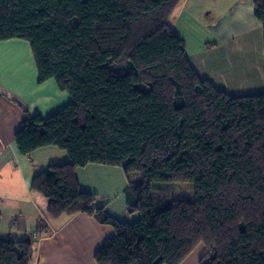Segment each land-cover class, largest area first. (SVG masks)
<instances>
[{
	"label": "trees",
	"instance_id": "obj_1",
	"mask_svg": "<svg viewBox=\"0 0 264 264\" xmlns=\"http://www.w3.org/2000/svg\"><path fill=\"white\" fill-rule=\"evenodd\" d=\"M181 0H0V41H29L39 81L72 100L50 115L22 104V154L54 145L69 160L35 174L47 214L86 213L115 234L98 264H264V92L233 95L201 77L171 24ZM263 23L264 0H254ZM129 175L122 221L79 185L76 170ZM139 179H133V173ZM159 182H192L194 198L154 199ZM32 235L0 238V264H29Z\"/></svg>",
	"mask_w": 264,
	"mask_h": 264
},
{
	"label": "crops",
	"instance_id": "obj_2",
	"mask_svg": "<svg viewBox=\"0 0 264 264\" xmlns=\"http://www.w3.org/2000/svg\"><path fill=\"white\" fill-rule=\"evenodd\" d=\"M171 24L201 77L233 95L264 92L263 23L255 16L254 0H227L226 7L212 0H182ZM71 100L54 79L39 81L29 41H0V238L23 239L37 230L40 238L33 239L29 264H98L97 249L115 234L112 225L86 213L48 216V201L31 188V180L50 164L67 162L68 154L47 145L25 155L16 145L23 119L20 103L48 116ZM76 174L81 189L106 201L110 214L125 221L140 217L127 212L130 177L122 167L90 163ZM205 249L198 244L180 264H199Z\"/></svg>",
	"mask_w": 264,
	"mask_h": 264
},
{
	"label": "rangeland",
	"instance_id": "obj_3",
	"mask_svg": "<svg viewBox=\"0 0 264 264\" xmlns=\"http://www.w3.org/2000/svg\"><path fill=\"white\" fill-rule=\"evenodd\" d=\"M213 1H216L219 5L226 7L227 0H225V2L212 0V2ZM131 177L133 179H139V177L141 176L139 175V173L136 172V173H133ZM152 194H153L154 199H163V200L166 199L167 200L171 198H194L195 191H194V185L192 182H169V184L167 182L166 183L159 182L158 184H155L153 186ZM138 212L140 213V217H141V212L140 211ZM138 219H134L133 221H128V222H134Z\"/></svg>",
	"mask_w": 264,
	"mask_h": 264
},
{
	"label": "built area",
	"instance_id": "obj_4",
	"mask_svg": "<svg viewBox=\"0 0 264 264\" xmlns=\"http://www.w3.org/2000/svg\"><path fill=\"white\" fill-rule=\"evenodd\" d=\"M32 238L33 239H39L40 238L39 232L37 230L32 232Z\"/></svg>",
	"mask_w": 264,
	"mask_h": 264
}]
</instances>
